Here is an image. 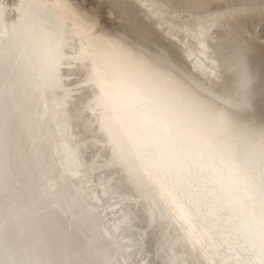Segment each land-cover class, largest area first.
<instances>
[{
	"label": "bare ground",
	"instance_id": "bare-ground-1",
	"mask_svg": "<svg viewBox=\"0 0 264 264\" xmlns=\"http://www.w3.org/2000/svg\"><path fill=\"white\" fill-rule=\"evenodd\" d=\"M122 1L0 0V264H264V0Z\"/></svg>",
	"mask_w": 264,
	"mask_h": 264
},
{
	"label": "rangeland",
	"instance_id": "rangeland-1",
	"mask_svg": "<svg viewBox=\"0 0 264 264\" xmlns=\"http://www.w3.org/2000/svg\"><path fill=\"white\" fill-rule=\"evenodd\" d=\"M76 3L80 7L82 6L83 10L86 9V12L84 11L85 13H89L91 17H96L104 27L117 28L120 26V21L125 23L129 15L125 9V2L122 0H76ZM215 6V4H212L211 9H214ZM131 22L128 21L127 25H130ZM178 52L182 55L179 50Z\"/></svg>",
	"mask_w": 264,
	"mask_h": 264
},
{
	"label": "snow or ice",
	"instance_id": "snow-or-ice-1",
	"mask_svg": "<svg viewBox=\"0 0 264 264\" xmlns=\"http://www.w3.org/2000/svg\"><path fill=\"white\" fill-rule=\"evenodd\" d=\"M262 140H264V136H262ZM242 163H247V161H242ZM260 163L262 168H264V150H262L261 152ZM261 187L262 189H264V172H262Z\"/></svg>",
	"mask_w": 264,
	"mask_h": 264
}]
</instances>
